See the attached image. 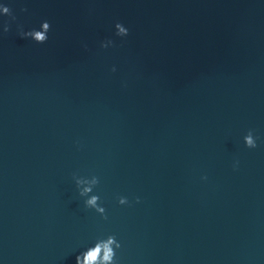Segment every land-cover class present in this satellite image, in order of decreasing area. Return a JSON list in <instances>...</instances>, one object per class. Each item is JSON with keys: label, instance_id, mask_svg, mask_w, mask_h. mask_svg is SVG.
Masks as SVG:
<instances>
[{"label": "water", "instance_id": "obj_1", "mask_svg": "<svg viewBox=\"0 0 264 264\" xmlns=\"http://www.w3.org/2000/svg\"><path fill=\"white\" fill-rule=\"evenodd\" d=\"M0 5V264H264V0Z\"/></svg>", "mask_w": 264, "mask_h": 264}, {"label": "clouds", "instance_id": "obj_2", "mask_svg": "<svg viewBox=\"0 0 264 264\" xmlns=\"http://www.w3.org/2000/svg\"><path fill=\"white\" fill-rule=\"evenodd\" d=\"M21 12H27L28 9L21 8ZM0 13L10 16L13 20L15 16L12 13V10L6 5H0ZM115 34L118 37H126L129 35V29L125 27L122 23L117 22L115 24ZM10 30L8 23H5L3 26L4 33H7ZM51 30V25L47 20H44L40 24L39 29H32L30 31H23L20 29V36L22 38H31L37 44H44L48 40V33ZM113 44L112 40L101 43L102 48H107ZM115 67L112 68L114 72ZM257 137L253 135L252 130H249L248 134L244 137V143L248 148L257 147ZM99 183L97 177L93 176L91 179L77 178L76 185L78 187L79 194L81 197H88L85 200V206L90 209H94L99 213L104 219H107L105 214V208L100 203V197L98 195H89L93 192V188ZM139 199L137 198V203ZM119 204L125 205L128 204L126 197L119 198ZM121 247V244L118 242L114 235L107 236L106 239H99L96 241L94 246L88 247L85 251L81 252L76 257V264H116V250Z\"/></svg>", "mask_w": 264, "mask_h": 264}]
</instances>
